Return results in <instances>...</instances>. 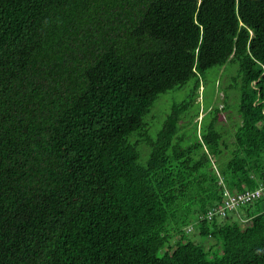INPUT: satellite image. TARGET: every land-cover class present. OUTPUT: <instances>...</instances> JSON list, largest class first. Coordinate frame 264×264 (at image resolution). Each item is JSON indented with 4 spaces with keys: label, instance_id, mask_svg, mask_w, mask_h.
I'll use <instances>...</instances> for the list:
<instances>
[{
    "label": "trees",
    "instance_id": "trees-1",
    "mask_svg": "<svg viewBox=\"0 0 264 264\" xmlns=\"http://www.w3.org/2000/svg\"><path fill=\"white\" fill-rule=\"evenodd\" d=\"M262 181L264 0H0V264H264Z\"/></svg>",
    "mask_w": 264,
    "mask_h": 264
},
{
    "label": "rangeland",
    "instance_id": "rangeland-1",
    "mask_svg": "<svg viewBox=\"0 0 264 264\" xmlns=\"http://www.w3.org/2000/svg\"><path fill=\"white\" fill-rule=\"evenodd\" d=\"M222 72H223V69L217 75V70H216V68H214V69H211L208 72H206V74L204 75V78H203V88H204V92L201 94V97L198 99L201 109H203V108L205 109L206 107L207 108H210L212 106H215V104H216V106L218 108L221 109L223 96H222V98H220V96L218 97L217 96V92L219 91V84H220V82H222V75H221ZM223 84H225V83H223ZM200 91L201 90H199V92ZM177 94H179V92ZM177 96L178 97H177L176 101H179L180 100V95H177ZM165 97H167V95ZM219 98H220V100H219ZM232 105H233V103H232ZM232 105L229 108L231 110H233ZM237 106H238V100L236 99V103H235L236 109H237ZM231 110H230V116L232 115L231 116V120L235 124L240 119H239V117L236 114H234V113L232 114V111ZM226 112L227 111H222L221 110V113H220L221 115H220L219 122H221L222 125L228 123V128H230L232 122L231 121L228 122L227 119L230 118V116L227 117ZM205 113H206L205 111L202 112V113H200L198 115L197 119H195V121L197 120V121L200 122L202 120V117L205 115ZM233 132H234V130H230V131L227 130L225 134H224V132H222V134L224 135V137H226L225 141L227 143H231L233 141ZM178 236H175L174 240H176V238ZM191 237L195 241H197L196 243H200V244H206L207 243V240L205 238H202V237H200L198 235L197 230H195L193 232V234L191 235ZM219 246L221 247V244L220 243H219ZM207 247H208V245H207Z\"/></svg>",
    "mask_w": 264,
    "mask_h": 264
},
{
    "label": "built area",
    "instance_id": "built-area-1",
    "mask_svg": "<svg viewBox=\"0 0 264 264\" xmlns=\"http://www.w3.org/2000/svg\"><path fill=\"white\" fill-rule=\"evenodd\" d=\"M263 197L264 198V181H262L257 188L254 190H246L239 194H229L227 191L224 192V200L221 206L210 209L205 219L212 220L215 218H223L228 212L236 211V209L244 204L254 202L255 200ZM193 225L185 227V232H190Z\"/></svg>",
    "mask_w": 264,
    "mask_h": 264
},
{
    "label": "clouds",
    "instance_id": "clouds-1",
    "mask_svg": "<svg viewBox=\"0 0 264 264\" xmlns=\"http://www.w3.org/2000/svg\"><path fill=\"white\" fill-rule=\"evenodd\" d=\"M255 255H257V256H264V248H257L255 250Z\"/></svg>",
    "mask_w": 264,
    "mask_h": 264
}]
</instances>
